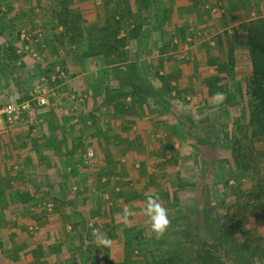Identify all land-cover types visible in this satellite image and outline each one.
<instances>
[{"label":"rangeland","instance_id":"1","mask_svg":"<svg viewBox=\"0 0 264 264\" xmlns=\"http://www.w3.org/2000/svg\"><path fill=\"white\" fill-rule=\"evenodd\" d=\"M115 2L116 0H111L110 10L108 13H105L104 19L102 18L101 27L93 25L91 30L85 32L80 26L84 22L82 16L72 14V11L68 9L71 6V0H0V105L14 104L24 106L29 103L30 109L29 111H24L23 115L25 117H22L21 120V122L27 121L25 124L27 128L32 118L30 115L34 116L35 112L41 109L38 105L53 106L55 104L57 106L62 104L61 107L65 110L64 113L71 111L70 116L72 118L70 121L73 126L76 124V126L83 128L82 125H90L92 130L94 128L92 123L95 120H99L100 126H104L103 123L107 119H115V116H113L114 103H109L111 98L107 99L106 94L105 98L102 97L103 102L101 105L105 108H110V110L105 111V113L101 108L99 110H92L90 109L91 107L89 109L84 108L85 110L79 109L76 106V101L78 99L86 100L87 92L84 87V90H82L77 99L75 97L78 95L77 92L71 89V77L77 74L92 73L94 70V75L101 79L104 76L112 75L117 82L116 84L119 85L117 90L123 93H130L134 86L133 84H144L146 86L147 101L140 109H145L150 104L154 106L153 114L148 115V112H145L147 114L144 115V118L147 116L153 117V122L150 123V127L148 128L150 130L152 126L151 134L145 135L142 141L141 139L138 140L137 144L134 140H127L130 144H135L138 147L134 153L129 152L127 155L122 156V166H120L122 174H119V170L118 172L116 171L119 167H116L115 163L108 165V168H111L113 173L105 180V185L107 187L110 186L108 189L109 193L106 195L109 196V198L107 196L108 201L111 200L113 204H115L114 199H118L117 194L118 197H125L128 201H139V198L135 196L136 187H141L144 191L147 190L144 188V184H146L145 179L139 175L141 162L146 161V169L149 174L153 175L154 181V185L150 191L152 194L149 195H155V192L162 191L170 196L168 200L171 208L168 214H172V218L170 219L171 226L163 238L167 246L155 245L157 239L151 231L150 223L147 220L146 223L148 224L146 226V223L143 225L126 223V228L131 229L130 236L126 237L125 233L121 235L122 244H124L126 239L133 241L135 244L139 240L131 236L137 233L140 239H142L143 246L146 248L142 254H139L137 250L138 243H136V249L135 251L133 250L135 255H126L128 250L125 251L123 246V256L117 250L116 254H113L111 257L108 254L110 248L107 250V247L100 246L97 238L92 235L94 228L100 230V228L96 227V224L91 226L86 225L85 229L83 227L80 228L85 231L87 239L89 237L87 249L89 247H94L96 250L103 248L104 252L100 251V255L98 254L100 257L102 256L100 264H110L111 262L113 264H147L145 263V259L152 261V257L158 259L167 257L169 250L176 249L174 246L177 245L173 244L180 240L184 249L182 251L187 254L189 250L184 248L185 245L194 247L200 239L208 241L207 248H210L211 245H215L216 243L210 238L206 223L210 221L209 219L217 221L219 216L227 217L231 214L234 218L242 220V225L245 229L243 233L238 232L235 237L236 242L239 245L241 244V248L229 252L226 247L219 246L218 249L214 248V251L217 253L218 250L219 256L222 257L226 264H239V262L240 264H258L259 259L251 254H258L256 251L264 248V224L260 222V216L264 214V211L262 212L260 208H256L255 200H250L252 204L245 205L249 202V198L244 196L239 198V200L232 197L228 198L227 205L221 206L218 204V201H222L225 188L223 187V182L218 181L217 174L221 178L223 175L227 176L230 171H233L236 168V156L238 160L243 161L242 155L244 154L247 158L243 162L247 163L253 158L254 162L252 161L250 164L254 165V175L264 177V140L257 142H254L252 139L247 140L249 137L245 129H241V132H239L237 130L239 126L236 122L237 119H240L244 102L246 103L248 100L245 94L247 83L243 82L242 79L244 78L242 77L250 74V61L246 62V60H242L239 66L241 67L240 70L238 72L235 71L232 75V77H235V80L231 81H229L226 75L216 72L217 66H210L215 61H219L218 63L223 61L225 63L227 45L229 43H232V46L236 47L234 55L236 56L237 53L238 57L240 53L247 52L246 46L238 45L237 48L238 42H235L231 37H229V41L223 46L221 35L219 40L216 39L217 44L215 46L206 47L202 49V52H200V49L197 50V48L189 50L188 56L194 58L191 62L175 56L171 60L172 63L168 69V74H165V69L159 65L157 67V63L154 65L140 64L138 67L135 64L136 62H133L135 60V48L129 47L127 49V46L130 44L128 38L129 40L135 37V39L141 40L142 36H145L144 39L150 38L149 32L142 35L135 29L126 34L124 51H127V57L122 59L124 57L121 53H115V55H112L108 59V62L114 61L119 64H114L113 67L108 66L106 62L101 64L87 63L88 58L91 60L93 56L99 57V59L104 58V53H98V51L102 46L106 48L108 45L109 39L107 35H103L104 28L107 25L110 28L113 26L120 27L119 30L121 32L124 30L121 21L124 17H120L119 4ZM115 7H117V10ZM261 16L257 15L252 20ZM143 19L146 21L147 18ZM134 31L137 32V35ZM23 34L27 39L26 41L22 40ZM230 34L235 39H238V33L235 31H232ZM244 34L246 37L247 27ZM191 37L194 39L192 42H189L192 45L197 44V40L200 37L199 31L192 32ZM83 42L87 43V46H82ZM144 42L137 51L140 50L144 56H151L152 53L147 47L146 41ZM180 42L181 46L186 44V42ZM178 47L174 49L176 52L174 55L185 54L183 53L184 49L178 51ZM160 49L167 50V48L162 47ZM203 50L205 51V55ZM26 52L30 54V58L27 57L28 59H25ZM243 57L244 54H241L240 59H244ZM236 59H238L237 56ZM236 64H238L237 60ZM170 70L173 71L169 72ZM153 72H156V74H150ZM160 72L163 73L160 74ZM218 75L222 78V87L227 86L225 92L227 95H231L234 100L233 102L225 101L219 106L212 99L213 96L209 95L210 87L207 82V79H212L211 77ZM107 81L109 80H104V78L103 81L98 80L102 87H105L104 85H106ZM109 83H111V80ZM66 90L68 91L65 92ZM29 92L32 94V98ZM43 98L45 104L41 103ZM138 104L133 105L132 97L130 96L126 98L122 97L120 100L121 108L129 109L132 106L141 112L137 108ZM88 113H91L90 116ZM132 118L136 117L128 115L122 117L121 120L127 119L128 122H131L130 119ZM142 118V116L138 117L139 120H142ZM240 121L241 124L239 125L243 127L247 123L246 118H242ZM0 122L5 125L3 119H0ZM228 128L230 139L226 142L223 135L224 131H228ZM21 129L23 128L21 127ZM126 131L128 132V130ZM3 135H0V137H3ZM166 139L171 140L174 150L169 149V147L166 150L165 145L163 146ZM236 141L238 142V144L236 143L237 152L233 154L231 146ZM128 142L126 143L128 144ZM139 146H143L142 149ZM225 146L228 148H225ZM161 149L163 150L164 157L159 156ZM88 153L92 154L94 150L92 151L89 148ZM94 156L96 157L85 159L83 167H90V169L100 167L102 162L96 160L99 154H94ZM170 158L171 160L176 159L177 162L174 161L168 164L167 161ZM164 160L166 161L167 169L160 168V164ZM130 177L131 179L133 177L134 180H130ZM122 178H125L127 183L121 182ZM118 179L120 180L119 182ZM186 180L189 184L183 183ZM243 182L245 190L249 187L251 188V186H255L254 183H256L255 180L249 181L247 178H244ZM93 183L96 184L97 182L93 181ZM191 183L197 184H195V187H192ZM118 184H126L127 190L125 191L124 189V191L117 192L116 188ZM181 184H183L182 187H187L188 189L183 191L180 186ZM230 185H236L234 180L230 181ZM97 191L98 189L96 188L95 200H100V192L98 193ZM247 191H250V189H247ZM91 193L94 192L91 191ZM85 198L87 199V197ZM161 203L163 204L162 201ZM54 205L53 202L47 201L41 204L39 210H45L49 213L48 215L52 216L51 213L54 214L56 211ZM9 210V208H5V211ZM96 211L97 217H101L100 212H103L104 209L97 207ZM113 212L115 213L114 209ZM257 215L260 216L258 217ZM97 220L99 221L100 219L98 218ZM110 226L113 229V225L111 224ZM192 227H195L194 231L191 230ZM186 228L188 231H191V234L188 232L186 235L183 234L186 233ZM256 228H258L260 234L257 233ZM9 229V225L0 223V236H2V232L5 233ZM28 232L34 237V235L40 232L39 226L37 224L28 226ZM2 240L5 243L7 241L6 238ZM111 242L114 244L115 241L112 240ZM245 242L249 244L248 250L243 249L245 247L243 243ZM12 250L15 251L14 248ZM4 252L1 249L2 255H0V260L7 262L13 253L11 251ZM262 252L264 254L263 250ZM105 257H108L107 263H105ZM94 264H96L95 260ZM262 264H264V259Z\"/></svg>","mask_w":264,"mask_h":264},{"label":"crops","instance_id":"2","mask_svg":"<svg viewBox=\"0 0 264 264\" xmlns=\"http://www.w3.org/2000/svg\"><path fill=\"white\" fill-rule=\"evenodd\" d=\"M117 2L120 17H124L121 20L124 30L120 38H125L126 34L135 29L142 35L149 32L150 38L144 39L145 36H142L141 40L135 39L136 37L130 40L128 38L130 44L127 49L135 48L133 62H136L138 67L140 64L157 63V67L159 65L165 69V74H168L171 60L175 56L191 62L194 60L188 56L191 49L197 48L202 52L206 47L215 46L216 39L219 40L221 37L223 46L229 41V37L238 42L237 48L238 45H246L244 31L247 24L257 15L264 14V0H116L115 3ZM110 5L111 0H71L68 9L72 14L82 16L84 22L80 26L87 32L93 25L101 27L102 18L104 19L105 13L109 12ZM115 9L117 10V7ZM145 17L146 21L143 19ZM195 31H199L200 37L197 44L192 45L194 38L191 37V33ZM232 31L238 33V39L231 36ZM134 32L137 35V32ZM144 41L152 53L151 56H144L140 50L137 51ZM180 41L186 44L182 43L181 46ZM85 45L87 46V43L83 42L82 46ZM177 46L178 51L184 49L185 54L174 55ZM161 47L167 48L162 55ZM203 52L205 55L204 50ZM26 53L25 59L30 58V54ZM246 53H240L239 57L236 53L237 72L241 68L239 66L242 60L248 62ZM241 54H244V59H240ZM86 62L101 64L106 62V58L104 56L99 59L93 56ZM94 71L71 77V89L77 92L78 95L75 97L78 99L85 87L86 100L76 101L79 109L101 108L105 113L110 108L101 105L102 97L105 98L107 93H112L119 85L112 75H107L103 78L111 80V83L107 81L105 87H102L98 80L103 81V78L96 77ZM150 74L155 75L156 72ZM30 96L33 97L32 94ZM38 106L41 109L36 111L34 116L30 115L32 118L29 127L26 128L27 121L21 122L22 117H25L23 111L19 121L0 137V223L10 226V229L2 232L0 236V255L1 249L5 251L4 253L9 251L13 253L9 261L0 260V264H94V260L96 264H100L102 256H99V252L104 250L98 248L97 251L94 247L87 249L89 237L87 239L83 230L86 225L93 224L100 228V232L106 233L110 241H115L107 247V250L110 248L108 254L112 257L118 250L123 256L124 244L121 242L123 241L121 235L126 224L117 213L131 206L136 214L127 223L145 224L148 219L142 209L145 195L152 194L150 192L152 188L146 184H144L146 191L136 187L135 196L139 201H128L117 194L118 199H114L113 204L111 200L108 201L106 195L110 186L105 185V180L113 173L108 165L115 163L116 167H119L116 171H122L120 169L122 156L129 153L125 143L127 140H134L137 144L145 135H150L152 126L150 130L148 128L153 122V117L147 116L139 120L136 116L130 119L131 122L121 118L107 119L105 123L102 122L104 124L101 125L102 128L100 121L95 120L92 123L94 128L91 130L90 125H82L83 128L76 124L73 126L70 121L71 111L64 113L62 104ZM151 108L153 110V104L140 110L148 112ZM90 114L88 113L89 116ZM89 148L94 150V153H88ZM94 154H99L96 160L102 162L100 167L92 169L83 167L85 159L95 158ZM130 180L134 178L130 177ZM93 181L97 182V185ZM122 181L126 182L125 178H122ZM96 188L97 192H100V200H95ZM124 189L127 190L126 184H118L116 191L121 192ZM47 201L55 204L56 211L54 214L51 213L52 216L45 210H39L41 204ZM97 207L104 209L100 212L101 217H97ZM5 208L10 210L5 211ZM34 223L39 226L40 232L33 237L28 232V226L36 225ZM81 227L83 229H80ZM4 238L7 239L6 243L2 242Z\"/></svg>","mask_w":264,"mask_h":264},{"label":"trees","instance_id":"3","mask_svg":"<svg viewBox=\"0 0 264 264\" xmlns=\"http://www.w3.org/2000/svg\"><path fill=\"white\" fill-rule=\"evenodd\" d=\"M263 14V12H262ZM119 26V25H118ZM247 27V35H246V41H245V46H246V51L248 55V60L250 61V74H247L246 77H242L244 79L243 82L245 84L247 83V89H246V97H247V102L243 104L242 108V113L240 116V119H237V124H238V129L239 132H241V129H245L246 134L249 138L247 140L252 139L254 142L257 141H262L264 140V14L261 17H258L255 20H252L248 23ZM120 27H109L107 25L104 28V34L107 35V38L109 39L108 45L106 48L103 46L99 49V52H103L106 58V63L108 66H113L114 64H119L117 62H108L107 59H110L112 55H115V53H121L125 59L127 57V51H124L125 47V38H120V32L119 30ZM134 34V33H132ZM220 44V43H219ZM223 45V44H222ZM10 50V49H9ZM8 50V51H9ZM236 47L232 46V43H229L227 45V53H226V61L225 63L222 61L221 63H218L219 61H215L214 63H211L210 66H217L216 72L218 74H224L229 78V81L235 80V77H232L233 73H235L237 69V64H236V56L235 54ZM12 51V50H10ZM166 50H162L161 53L164 54ZM226 52V50H225ZM12 54L15 55V53L12 51ZM119 55V54H118ZM117 60V59H114ZM111 63V64H110ZM120 68V66H118ZM117 67V68H118ZM118 68V69H119ZM212 79H207L206 81L209 84L210 90H209V95L213 96L216 92H223L227 96L226 102H233V97L230 95H227L226 88L227 86L222 87V78L218 76L216 77H211ZM133 88L130 93H123L119 92L117 89L114 90L111 95L110 92L107 93V99L111 98L109 103L113 104V116H115V119L126 117V116H134V117H144L147 113L145 112H140L137 109H134V107L131 106L129 109H124L120 107V100L122 97L126 98L128 96L132 97L133 105L136 103H139L137 105V108L140 109V107L146 103V86L142 83H138V85L133 84ZM115 92V93H114ZM123 93V94H120ZM139 96V98H138ZM3 106V105H0ZM142 108V107H141ZM153 110L148 111V115L153 114ZM246 118L247 123L243 127L239 124H241V119ZM128 130V128L126 129ZM105 133V130H104ZM224 140L226 142L229 141V128L228 131H224ZM238 142H234V144L231 146V149L233 154L234 152H237V144ZM165 145L166 150L169 147V149L174 150L173 144L170 139H166L165 143H163V146ZM134 145L130 144L128 142L125 143V147L127 151L130 153H134L136 148ZM137 146V145H136ZM249 146V145H248ZM143 146H139V148L142 149ZM230 147V145H229ZM225 148H228L225 146ZM230 149V148H229ZM250 150V148H248ZM159 156L164 157L163 150L161 149V152ZM247 156L244 154L242 155V159H246ZM243 160V161H244ZM177 160H171V158L167 161L168 164L171 162H174ZM238 160L237 156L235 158V169L233 171H230V173L226 176L223 175L221 178L219 174H217V178L219 182H223V187L225 188V193L222 195V201H218V204L222 205H227V200L228 198H236L239 200L241 197H248L249 202H247L245 205H250V200H255L256 202V208H260L262 212L264 211V177H261L260 175H254L253 171V166L251 165L250 162L253 161V158L250 159V161L243 162ZM254 162V161H253ZM165 163V165H164ZM161 169H167L166 161L162 162L160 164ZM139 173L141 175V178L145 179L147 187H153L154 181H153V175L149 174L147 169H146V161H142L139 169ZM247 178V180H255L256 183L255 186H251L250 191L245 190V185L243 182V179ZM234 180L236 185H230V181ZM184 184H189L188 181H183ZM192 187H195L197 183H191ZM183 184H181V188L183 191L185 189H188L187 187H182ZM227 190V191H226ZM158 191V190H157ZM159 192V191H158ZM155 192V195L158 194L160 197V200L163 202V206L169 211L171 208V204L169 203L168 197L169 194L161 192ZM229 210V209H228ZM170 219L172 218V214L169 213ZM258 217L260 215H257ZM252 217V216H251ZM261 220L260 222L264 224V214L260 216ZM206 224L208 226V232L210 234V238L215 242V245H211L210 248H207L208 241H205L203 239H200V241L196 244V247H190L189 245H185V249L189 250V253H184L182 244L180 241L173 245L174 248L169 250L167 252V257H161V258H155L152 257V261L146 260L145 263L147 264H226V262L223 261L222 257L219 256L218 250L217 253L214 251V248H217L219 246L226 247L229 252L236 251L237 249L241 248V244L239 245L238 242H236L235 237L238 232L243 233L244 232V227L242 225V220L234 218L231 214H229L227 217H220L218 218L217 221H211L209 219ZM201 229V228H200ZM186 233L183 234H191L190 230L186 228ZM192 231L195 230V227L191 228ZM131 229L125 228L124 233L126 234V237L128 235L130 236ZM256 231L258 234H260L258 228H256ZM188 232V233H187ZM134 239L139 240V242H134L131 240H127L124 242V248L125 251H127L126 255L129 254H134V251L136 249V243H138V251L139 254H142L144 250L146 249L143 246L142 239H140V236L137 235V233H134L133 236H131ZM264 237V236H263ZM130 239V238H129ZM197 240L199 238L196 237ZM197 242V241H195ZM180 243V245H178ZM186 244V243H185ZM155 245H160V246H167L164 239H159L157 240V243ZM245 247H243L244 250H248L247 247H249V244L247 242L243 243ZM135 246V247H134ZM179 247V248H177ZM134 250V251H133ZM264 251V248L262 249ZM262 250H257L256 253H252L254 257L256 256L259 261L258 264H262L263 261V256ZM133 251V252H132ZM243 253V252H242ZM241 253V254H242ZM135 255V254H134ZM243 255V254H242ZM188 256V258H187ZM143 257V256H142ZM108 258V257H107ZM105 259V263L108 262V259ZM110 262V261H109ZM109 264V263H107ZM110 264H113L112 262ZM240 264V262H239Z\"/></svg>","mask_w":264,"mask_h":264},{"label":"clouds","instance_id":"4","mask_svg":"<svg viewBox=\"0 0 264 264\" xmlns=\"http://www.w3.org/2000/svg\"><path fill=\"white\" fill-rule=\"evenodd\" d=\"M212 99L216 102V105L219 106L227 100V96L225 93L218 91L213 95ZM142 212L147 217L150 223L151 231L153 232L155 238L157 240L163 239L171 226V220L168 215V210L161 203L158 194L145 195ZM135 214L136 213L131 206H127L120 213H117L118 216H121L125 224L129 222ZM92 235L97 238L100 246H111V241L108 239L106 233H102L99 229L94 228Z\"/></svg>","mask_w":264,"mask_h":264},{"label":"built area","instance_id":"5","mask_svg":"<svg viewBox=\"0 0 264 264\" xmlns=\"http://www.w3.org/2000/svg\"><path fill=\"white\" fill-rule=\"evenodd\" d=\"M22 39H26L24 34L22 35ZM41 103L45 104L44 98L41 100ZM28 109V104L24 106H18L14 104L0 106V119H3L5 123V125H3L2 122H0V135L8 132L9 129L19 121L22 112Z\"/></svg>","mask_w":264,"mask_h":264}]
</instances>
